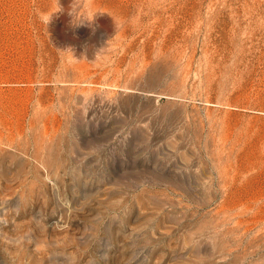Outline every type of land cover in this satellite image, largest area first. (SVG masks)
Returning <instances> with one entry per match:
<instances>
[{
	"label": "rangeland",
	"instance_id": "1",
	"mask_svg": "<svg viewBox=\"0 0 264 264\" xmlns=\"http://www.w3.org/2000/svg\"><path fill=\"white\" fill-rule=\"evenodd\" d=\"M0 264H264V0H0Z\"/></svg>",
	"mask_w": 264,
	"mask_h": 264
}]
</instances>
